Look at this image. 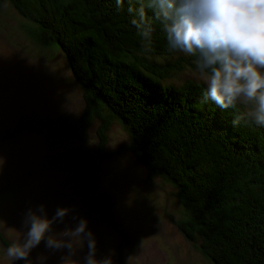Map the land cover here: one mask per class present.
Returning a JSON list of instances; mask_svg holds the SVG:
<instances>
[{
  "label": "trees",
  "instance_id": "16d2710c",
  "mask_svg": "<svg viewBox=\"0 0 264 264\" xmlns=\"http://www.w3.org/2000/svg\"><path fill=\"white\" fill-rule=\"evenodd\" d=\"M33 26L41 48L57 46L83 91L77 118L35 119L51 134L77 141L65 155L81 203L101 211L119 235V264L129 243L108 196L91 198L100 160L129 153L151 182L175 188L185 219L177 229L212 264H264V126L234 108L204 99L206 86L179 78L197 71L195 58L167 43L147 0H0ZM143 3L150 39L132 24ZM240 116V122L234 123ZM129 136L109 150L113 123ZM96 125L97 143L88 132ZM5 137V136H2ZM7 248L10 242L1 238ZM17 264H23L17 261Z\"/></svg>",
  "mask_w": 264,
  "mask_h": 264
},
{
  "label": "rangeland",
  "instance_id": "374dc122",
  "mask_svg": "<svg viewBox=\"0 0 264 264\" xmlns=\"http://www.w3.org/2000/svg\"><path fill=\"white\" fill-rule=\"evenodd\" d=\"M33 26L9 3L0 10V235L12 243L24 231L22 221L29 208L44 205L51 218L58 208L71 211L64 223L53 230L75 227L79 219L88 222L96 240V259L110 258L119 264L116 247L118 233L101 220V211L86 208L74 182V169L65 159L77 141L51 134L35 119L53 123L60 115L77 118L84 108L83 91L75 81L66 57L56 46L41 48L29 33ZM184 54V53H183ZM187 55L184 54V57ZM179 78L204 83L198 71L186 69ZM245 118L243 105L235 107ZM96 123L88 132L95 146ZM109 150L125 145L129 136L120 125L109 130ZM5 136V137H2ZM175 188L160 179L149 181L145 168L129 153L100 160L91 198L108 196L115 220L129 236L123 249L124 264H212L185 236L177 223L185 219ZM75 217L76 219H73ZM0 240V264H13L4 255ZM87 246L79 251L82 259ZM67 250L52 252L42 242L30 260L46 257L43 264H61ZM25 264V261H22ZM17 264V261L14 262Z\"/></svg>",
  "mask_w": 264,
  "mask_h": 264
},
{
  "label": "clouds",
  "instance_id": "9594fccd",
  "mask_svg": "<svg viewBox=\"0 0 264 264\" xmlns=\"http://www.w3.org/2000/svg\"><path fill=\"white\" fill-rule=\"evenodd\" d=\"M116 2L119 6L123 0ZM147 6L163 26L170 48L195 58L206 84L204 99L221 109L243 105L247 118L264 126V0H147ZM129 12L135 13L132 24L139 35L150 39L153 29L143 3ZM240 119L237 116L234 123ZM70 211L61 207L49 218L44 205L29 208L22 221L24 231L4 250L7 260L33 264L29 257L43 242L52 252L67 250L61 264H112L110 258L96 259V240L87 220L53 230ZM85 246L86 255L74 259ZM46 259L38 256L35 264Z\"/></svg>",
  "mask_w": 264,
  "mask_h": 264
}]
</instances>
